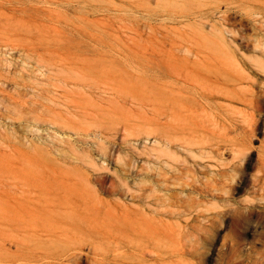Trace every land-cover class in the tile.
Here are the masks:
<instances>
[{
  "label": "rangeland",
  "instance_id": "374dc122",
  "mask_svg": "<svg viewBox=\"0 0 264 264\" xmlns=\"http://www.w3.org/2000/svg\"><path fill=\"white\" fill-rule=\"evenodd\" d=\"M209 49L247 63L227 89L264 98L250 67L264 58V0H0V264H264V101L254 113L185 93L227 125L213 136L223 159L155 142L171 130L162 99L185 100L169 78L210 63L188 53Z\"/></svg>",
  "mask_w": 264,
  "mask_h": 264
},
{
  "label": "bare ground",
  "instance_id": "6f19581e",
  "mask_svg": "<svg viewBox=\"0 0 264 264\" xmlns=\"http://www.w3.org/2000/svg\"><path fill=\"white\" fill-rule=\"evenodd\" d=\"M188 53L197 56L199 58L209 57L211 58V62L208 63V62L200 61L199 63H197L194 66L195 67L194 74L173 73V75H171V77L168 80L167 86L180 87L182 95L184 96L185 100L177 101L173 96H171V94H168L166 97H164V99H162L160 107L157 108V114L159 116H165L170 121L169 130L171 129L172 132L170 130L169 132H167L164 138L161 139L158 138L157 136L154 137L155 142L156 144L160 145L163 154L169 157H174L176 154L182 155V153H188L194 158L203 159L205 157L211 156L213 152L217 151L218 155L220 156L219 159H223L224 154H226L224 152L225 150L221 148L214 150V140L216 137L213 136L215 134L217 135H220L222 133L224 134L227 125H222L218 123L214 119V116L206 111L207 109H203L201 110L200 113H197L194 110L193 105H190L186 101L187 96L185 95V93H192L194 97L193 100L196 99L197 101H201L202 104L209 102L212 99H222L223 101L238 105L244 104L247 105L249 108H251L254 111V113L260 108V105L258 104L261 101H264V98H262L263 95L261 94L262 96L260 95V98L255 97L254 99L248 101L243 97H241L240 95L236 94L233 90L227 89L226 83H232V85L234 86H239L244 84L247 79V76L236 75V73L239 72L244 73L246 71L245 64L247 63L245 62V64H242L241 62H239L235 58V55L232 52L220 50V49H209V50H200V51L188 50ZM263 55H264V51H263ZM212 60L215 61L213 62ZM250 61H251L250 64L251 68L254 67L264 72L263 57L257 55L256 57L251 58ZM220 65H222V67H220ZM222 70L226 71L228 74L224 73ZM254 72L258 73L255 70ZM221 76L224 77L222 81H220ZM69 80L74 82H81L84 88L88 87L93 90L101 88L99 84L88 82L80 74H77V76L69 77L68 81ZM107 89H111V88H107ZM107 89H105V91H107ZM262 92L264 94V88ZM130 104L145 108L144 103H142L139 98L131 94H130ZM89 105H91V103L88 101L86 105L79 104L77 107L81 109L84 114L88 116L91 113ZM220 113L222 114V112ZM238 114L245 116L244 110H240ZM222 115L224 116V114ZM126 120H128L126 126H128V123L129 125H131L133 119L128 117ZM134 129H136L137 131L136 133L137 136L143 134L146 135L144 136V140L150 139L149 136L154 134V131H140V128L138 127H135ZM99 131L101 130L99 129ZM175 149H179L180 151L177 152ZM234 153L235 155H237V157L238 156L242 157L245 152L244 150H235ZM215 190L218 189L216 188ZM225 190H222V192ZM212 197H218L217 193L215 192L212 193ZM135 231L138 232L139 230L135 228ZM150 243L159 249L162 248L163 244L165 243L164 232L162 227H158L156 233L153 234V236L151 237ZM150 249L152 248H149L148 251ZM186 249L187 248H184L185 251ZM151 251L153 252V250ZM190 256L192 255L190 254Z\"/></svg>",
  "mask_w": 264,
  "mask_h": 264
}]
</instances>
